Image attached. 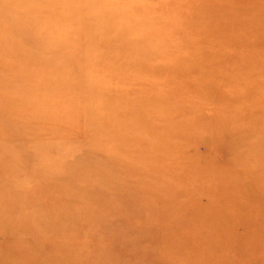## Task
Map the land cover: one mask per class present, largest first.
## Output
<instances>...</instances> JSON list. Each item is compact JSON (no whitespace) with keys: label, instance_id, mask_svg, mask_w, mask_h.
<instances>
[{"label":"clouds","instance_id":"9594fccd","mask_svg":"<svg viewBox=\"0 0 264 264\" xmlns=\"http://www.w3.org/2000/svg\"><path fill=\"white\" fill-rule=\"evenodd\" d=\"M0 264H264V0H0Z\"/></svg>","mask_w":264,"mask_h":264}]
</instances>
